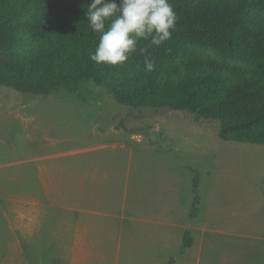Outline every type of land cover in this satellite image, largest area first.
Instances as JSON below:
<instances>
[{"label":"trees","instance_id":"1","mask_svg":"<svg viewBox=\"0 0 264 264\" xmlns=\"http://www.w3.org/2000/svg\"><path fill=\"white\" fill-rule=\"evenodd\" d=\"M169 2L172 38L159 47L141 40L126 63L109 66L90 59L99 43L85 16L90 0H0V85L48 95L92 81L129 107L215 117L222 139L264 145V0ZM190 244L187 230L182 249Z\"/></svg>","mask_w":264,"mask_h":264},{"label":"crops","instance_id":"2","mask_svg":"<svg viewBox=\"0 0 264 264\" xmlns=\"http://www.w3.org/2000/svg\"><path fill=\"white\" fill-rule=\"evenodd\" d=\"M29 126L25 124L31 129L25 138L40 143L39 154L25 159L23 206L14 210L22 222L25 247H56L52 260L57 264H90L93 255L102 261L107 256L95 247L109 240L117 246L115 264L122 240L129 260L139 264L233 262L235 253H209V246L221 242L240 243L230 238L228 229L201 225L207 207L202 188L198 213L190 221L193 168L184 167L188 172L177 175L162 148L138 146L144 140L132 138L135 127L110 125L103 130L94 125L90 132L62 137L53 132L52 120L37 119ZM187 230L191 244L177 254ZM12 256L13 264L16 252Z\"/></svg>","mask_w":264,"mask_h":264},{"label":"rangeland","instance_id":"3","mask_svg":"<svg viewBox=\"0 0 264 264\" xmlns=\"http://www.w3.org/2000/svg\"><path fill=\"white\" fill-rule=\"evenodd\" d=\"M37 119L52 120L53 132L62 137L90 132L94 125L103 130L110 125L148 129V136L132 134L133 139L144 140L138 146L162 148L180 177L193 168V178H198L196 195L202 188L207 198L201 225L213 231L228 229L230 238L239 240L240 247L221 242L209 246V253H235L229 264H264V145L222 139L215 117L166 107H129L92 81L74 92L62 88L48 95L0 85V264H12L9 257L15 252L13 264H57L52 260L56 247H25L22 222L14 212L23 206L25 159L39 154L40 143L25 138L31 131L25 124L32 128ZM126 247L122 240L117 264H139L129 260ZM116 248L114 240L95 247L107 257L100 261L93 255L90 264H115ZM180 249L181 241L177 254Z\"/></svg>","mask_w":264,"mask_h":264},{"label":"clouds","instance_id":"4","mask_svg":"<svg viewBox=\"0 0 264 264\" xmlns=\"http://www.w3.org/2000/svg\"><path fill=\"white\" fill-rule=\"evenodd\" d=\"M85 16L99 35L90 59L109 66L126 63L141 40L157 47L170 40L177 22L169 0H90ZM144 63L147 71L153 70L150 59L146 57Z\"/></svg>","mask_w":264,"mask_h":264},{"label":"water","instance_id":"5","mask_svg":"<svg viewBox=\"0 0 264 264\" xmlns=\"http://www.w3.org/2000/svg\"><path fill=\"white\" fill-rule=\"evenodd\" d=\"M132 132L135 134H141V135H145V136H148L150 134L148 129L140 128V127L132 129Z\"/></svg>","mask_w":264,"mask_h":264}]
</instances>
